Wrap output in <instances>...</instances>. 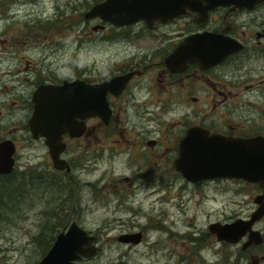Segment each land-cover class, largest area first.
Returning <instances> with one entry per match:
<instances>
[{"label": "flooded vegetation", "instance_id": "1", "mask_svg": "<svg viewBox=\"0 0 264 264\" xmlns=\"http://www.w3.org/2000/svg\"><path fill=\"white\" fill-rule=\"evenodd\" d=\"M86 19L97 21L92 25L94 32L114 34L120 39L116 40L120 48L114 56L124 51L126 54L130 46H134L136 52L119 66L90 69L88 77H75V73L69 78L53 73L46 77L36 72L39 75L27 85L30 90L14 93L11 98H0V107L5 109V112L0 111V146L9 144L14 149V168L0 174V179L15 178L23 163L24 150L29 155L26 164H31L24 171L29 179L33 165L31 155H37L35 150L39 147L44 149L39 169L44 190L50 185L47 175H56L58 184L62 180L70 183L75 201V167L80 158L75 155V148L86 144L91 167L98 168L108 158L111 163L118 162L123 168H130L129 175L120 177L125 191L131 185L134 192L142 190L148 195L155 194L153 204L162 199L169 202L185 195L192 186L202 189L209 181L192 182L175 166L180 142L192 128L235 138L264 136V0H201L200 4L187 6L183 14L170 20L150 23L139 20L116 26L99 17ZM181 46L183 53L178 51ZM130 73L127 82L108 88L106 98L110 114L106 121L98 115L88 117L82 135L75 136L74 116V130L62 132L61 145L64 143V146L57 145L63 149L59 157L66 161L70 170L56 168L49 137L42 132L36 134L31 125L35 108L33 96L37 88L78 79L89 84H102ZM1 93L4 95L7 91ZM166 111H170L172 119L167 123L160 122V114ZM45 125L41 131L48 130ZM69 175L72 180L64 178ZM135 181L141 183L134 185ZM177 182L182 185L177 186ZM132 194L129 191L130 197ZM250 194L253 203L250 214L239 215L234 221L251 219L259 208L256 199L264 194V190ZM123 196L120 194V203H117L120 208L128 202L122 199ZM203 196L207 197L204 191ZM132 199L129 206L133 212L137 211L140 221L145 214L143 202L136 203L135 198ZM172 204L179 207L175 201ZM153 208L161 207L154 204ZM164 211H159L166 216L163 220L161 215L152 223L147 220L144 224H135L132 220L125 227L129 231L123 234L138 233L140 240L138 243L122 242L137 246L143 256H149V261L156 264H205L207 252H220L215 247L224 242L232 245V264H264V215L252 224L258 237L251 236L248 230L237 240L228 242L219 240L210 230L211 224L220 221L210 222L205 228L190 223L181 231L175 220L163 222L168 219ZM136 227L138 231H132ZM150 232L157 234V239L149 243V248H141ZM178 237L190 242L189 246H182V251L176 248Z\"/></svg>", "mask_w": 264, "mask_h": 264}, {"label": "rangeland", "instance_id": "2", "mask_svg": "<svg viewBox=\"0 0 264 264\" xmlns=\"http://www.w3.org/2000/svg\"><path fill=\"white\" fill-rule=\"evenodd\" d=\"M98 1L0 0V91H7L4 95L1 93L0 98H11L14 93L30 90L27 85L39 75L36 72L46 77L52 73L61 78L72 77L74 73L75 77H88L90 69L103 70L108 66H119L125 62V58L134 54L136 49L130 46L126 54L124 51L114 56L116 49L120 48L116 40L120 39L114 34L94 32L92 25L97 21L86 19L84 14ZM0 111L5 112V109L0 107ZM160 115V122L165 123L173 117L170 111ZM22 153L23 163L15 173V178L9 179H24L19 181L24 182L28 193L24 190V195L19 197L6 194L5 200L12 201L0 205V264H38L46 246L50 243L51 247L57 234L74 220L98 236L97 254L83 257L78 261L79 264H156L149 261V256H143L137 246L118 240L120 235L129 231L125 227L132 220H135V224H144L147 220L152 223L161 215L159 211L164 209L168 219L163 222L175 220L181 231L190 223L200 224L203 228L210 222L227 223L239 215L248 216L253 207L250 192L261 190L258 184L243 179L209 180L202 185L203 190L192 186L183 196L172 198L169 202H163L162 199L163 203H154L161 207V210H156L152 203L155 194L148 195L142 190L134 192L131 185L125 191L120 177L129 175L130 168H123L118 162L111 163L108 158L98 168L91 167L89 149L84 144L75 148V155L80 158L75 167L74 201L70 183L62 180L58 184L56 175H47L50 185L48 190H44L39 170L44 149L37 147V155H31L30 163L35 167L32 165L29 179L24 172L31 165L26 164L29 155L25 150ZM89 163V167L86 166ZM64 178L72 180L71 175ZM139 183L141 181L133 182L134 185ZM181 185L182 182H177V186ZM129 191L133 193L131 197ZM203 191L207 197L203 196ZM120 194H124L122 199L128 201L121 204V208L117 206ZM132 198H135L136 203L143 202L145 214L139 218L140 221L137 220V211L134 213L129 206V202L134 201ZM174 201L179 207H174ZM164 218L166 216L161 215V220ZM132 231H138V228ZM41 233L43 236L40 238ZM156 239L157 234L147 233L141 248H149V243ZM184 244L189 246V240L178 237L177 250L182 251ZM215 248L220 252L208 251L205 264H221V260L223 264L233 263L230 243L224 242Z\"/></svg>", "mask_w": 264, "mask_h": 264}, {"label": "water", "instance_id": "3", "mask_svg": "<svg viewBox=\"0 0 264 264\" xmlns=\"http://www.w3.org/2000/svg\"><path fill=\"white\" fill-rule=\"evenodd\" d=\"M201 3V0H101L94 3L84 14L85 18L99 17L116 26L132 24L139 20L148 23L167 21L185 12V8ZM183 53L182 46L178 50ZM132 73L119 76L112 82L89 84L84 80H65L60 85H40L34 93L35 104L32 129L49 137V145L55 167L70 170L64 159L59 157L62 148V132L74 130L80 136L86 128L85 119L101 116L105 121L110 114L106 98L108 88L115 84H124ZM46 119H48L45 125ZM48 129L41 131L42 127ZM64 146V143L63 145ZM14 149L9 144L0 146V174L9 173L14 168L12 157ZM64 163V164H63ZM176 168L192 182L216 178L243 179L257 183L264 189V136L235 138L220 134H211L206 129L192 128L180 142ZM259 208L249 220L216 222L210 230L219 240L233 242L248 230L251 236L258 237V231L252 230V224L264 215V194L257 197ZM138 233L123 234L118 240L138 243ZM255 237V238H256ZM98 236L89 233L76 220L72 221L57 234L52 246L38 264H79L83 257L95 256L99 250Z\"/></svg>", "mask_w": 264, "mask_h": 264}, {"label": "trees", "instance_id": "4", "mask_svg": "<svg viewBox=\"0 0 264 264\" xmlns=\"http://www.w3.org/2000/svg\"><path fill=\"white\" fill-rule=\"evenodd\" d=\"M18 179V178H16ZM19 180H23L24 179H18V180H10L9 178L7 179H2L0 180V205L4 206V205H7L8 202L12 201V199L10 200H5L4 196L7 194L8 196L12 195V194H15L17 197L21 196V195H24V190L25 193L27 194L28 193V189L25 187L24 185V182L23 181H19ZM19 191L21 194H19ZM30 191H32L30 189ZM50 227L48 226L47 229H49ZM45 228H43V231ZM41 236H43V233H41L39 235V237L41 238ZM46 251L44 253V255L47 253V251L49 250L50 248V243L48 244V246H46Z\"/></svg>", "mask_w": 264, "mask_h": 264}, {"label": "bare ground", "instance_id": "5", "mask_svg": "<svg viewBox=\"0 0 264 264\" xmlns=\"http://www.w3.org/2000/svg\"><path fill=\"white\" fill-rule=\"evenodd\" d=\"M67 227H68V226H67ZM61 231H62V230H61ZM61 231H60V232H61ZM56 237H57V236H56ZM56 237H55V239H56Z\"/></svg>", "mask_w": 264, "mask_h": 264}]
</instances>
